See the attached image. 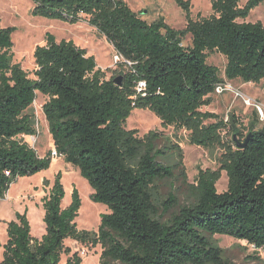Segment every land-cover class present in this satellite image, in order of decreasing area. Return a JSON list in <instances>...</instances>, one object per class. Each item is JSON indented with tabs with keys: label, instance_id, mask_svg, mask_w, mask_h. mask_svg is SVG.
I'll list each match as a JSON object with an SVG mask.
<instances>
[{
	"label": "trees",
	"instance_id": "16d2710c",
	"mask_svg": "<svg viewBox=\"0 0 264 264\" xmlns=\"http://www.w3.org/2000/svg\"><path fill=\"white\" fill-rule=\"evenodd\" d=\"M264 0H211L212 15L193 19L189 0H175L185 13L182 29L163 17L147 22L124 0H32V15L76 24L84 19L112 45L121 62L119 85L97 67L93 55L72 40L46 34L33 51L35 68L29 77L13 62V26L0 20V197L19 177L49 168V151L39 157L20 136L34 135L28 109L37 92L47 96L42 112L57 157L76 168L92 188L91 199L106 205L97 231L79 230L75 218L81 206L76 188L62 207L61 173L42 199L45 231L31 234L26 213L6 223L0 264H59L70 253L66 239L100 245L99 264H234L213 243L228 235L264 250V124L244 132L239 119L228 120L201 108L211 104L222 82L218 68L207 63V52L226 59L224 76L258 83L264 79V23L244 20ZM84 17V18H83ZM190 36V45L183 39ZM139 81L145 88L137 93ZM133 109H148L162 126L188 132L190 144L218 147L219 167L199 169L189 184V199L179 204L175 192L156 202V182L174 177L182 168L177 144L161 148L159 131L138 136L125 123ZM243 141V148L233 138ZM175 156L171 164L165 162ZM221 171L227 188L216 189ZM48 184V180H44ZM168 214L166 220L163 216ZM73 254L65 264H80Z\"/></svg>",
	"mask_w": 264,
	"mask_h": 264
},
{
	"label": "rangeland",
	"instance_id": "374dc122",
	"mask_svg": "<svg viewBox=\"0 0 264 264\" xmlns=\"http://www.w3.org/2000/svg\"><path fill=\"white\" fill-rule=\"evenodd\" d=\"M189 1L190 15L193 19L212 15L211 0ZM246 1L240 0L239 6L242 7ZM124 2L147 22L163 17L165 22L174 29H182L186 24L185 13L176 5L175 0H124ZM33 6L32 0H0L1 24L5 27H15L12 33V61L20 63L21 67L28 72L29 77H34V48L37 45L45 44L47 33L53 34L57 41L72 40L75 45L85 48L88 55L94 56L97 67L107 70L106 79L111 76L116 78L121 70H126L124 66L122 67L114 61L113 57L116 51L105 36L95 27L90 26L86 19L76 24H70L61 20L35 16L31 13ZM239 21L264 23V1L252 9L244 20ZM183 44L190 45L189 35L184 37ZM207 63L218 68L221 83L229 85L230 89L213 92L211 94L212 103L202 107L201 110L214 112L226 120L230 118L231 114H234L241 122L244 132L250 124H253L255 129L260 128L264 124V108L263 115H260L255 109V104L260 103L264 106V79L258 83L244 82L241 79H226L224 76L226 59L218 52H207ZM47 99V96L37 92L36 101L34 100L28 109V112L34 116L35 135L19 137L27 142L39 157H43L54 148L42 112V105ZM128 118L125 127L137 129L138 136H143L150 130L159 131L161 133V139L157 144L159 148L166 144H177L182 151L183 170L176 167L173 178L156 182L154 187L156 202L163 201L171 192H175L179 204H183L189 199V184L194 182L198 170H214L219 167L218 159L222 153L220 148L207 149L190 144L188 132L185 129L162 126L159 118L150 110L133 109ZM223 135L224 139L233 137L226 132H223ZM176 159L177 157L172 156L165 162L171 164ZM58 172L61 173V183L64 188L61 206L64 208L69 205L72 190L76 188L81 200V206L75 218L76 226L79 230L97 231L100 216L108 212L106 205L92 201L90 197L92 188L76 168L65 162L62 157H52L48 169L31 176L19 177L9 186L5 195L0 197L1 244L6 241V223L14 219L17 212L26 213L32 236L41 237L45 231L42 199L48 194ZM44 180H48V184H44ZM226 188L227 175L225 171H221L216 189L218 192H222ZM167 217L168 214L164 215L163 220H166ZM212 240L222 250L223 257L234 264H264V250L256 249L245 241L219 234L213 235ZM64 245L71 251L61 255L59 264H65L73 254L80 257V264H99L102 250L100 245L81 244L71 239H66ZM2 251L3 247L0 246V261Z\"/></svg>",
	"mask_w": 264,
	"mask_h": 264
},
{
	"label": "built area",
	"instance_id": "2783aa9c",
	"mask_svg": "<svg viewBox=\"0 0 264 264\" xmlns=\"http://www.w3.org/2000/svg\"><path fill=\"white\" fill-rule=\"evenodd\" d=\"M114 61L116 63H121V62H127V64H129L130 62L126 61L124 58H122L119 54H115L114 57H113ZM120 61V62H118ZM145 88V82L144 81H139L135 87V90L137 93H140L144 90ZM225 89H230V86L227 85V84H223L221 82H219L216 86H215V89H214V92H221ZM263 108L264 106L261 105L260 103L258 104H255V109L256 111L260 114V115H263ZM35 135V134H34ZM34 135H30V136H34ZM51 156L52 157H57V153L55 152L54 149L51 150Z\"/></svg>",
	"mask_w": 264,
	"mask_h": 264
},
{
	"label": "water",
	"instance_id": "95a60500",
	"mask_svg": "<svg viewBox=\"0 0 264 264\" xmlns=\"http://www.w3.org/2000/svg\"><path fill=\"white\" fill-rule=\"evenodd\" d=\"M113 82H114L115 84L119 85V84L121 83V77H116V78H114V79H113ZM250 136H251V133H248V134L246 135V137L244 138L243 141H239V140L236 138L235 135H233L232 138H233V140L236 142V146H237L238 148H243V147L247 144V142H248Z\"/></svg>",
	"mask_w": 264,
	"mask_h": 264
},
{
	"label": "bare ground",
	"instance_id": "6f19581e",
	"mask_svg": "<svg viewBox=\"0 0 264 264\" xmlns=\"http://www.w3.org/2000/svg\"><path fill=\"white\" fill-rule=\"evenodd\" d=\"M36 101V100H35ZM134 114V113H133ZM129 119V118H128ZM132 119V118H131Z\"/></svg>",
	"mask_w": 264,
	"mask_h": 264
},
{
	"label": "crops",
	"instance_id": "0c3cea01",
	"mask_svg": "<svg viewBox=\"0 0 264 264\" xmlns=\"http://www.w3.org/2000/svg\"><path fill=\"white\" fill-rule=\"evenodd\" d=\"M212 103V102H211Z\"/></svg>",
	"mask_w": 264,
	"mask_h": 264
}]
</instances>
